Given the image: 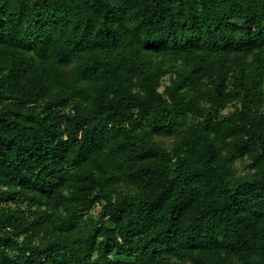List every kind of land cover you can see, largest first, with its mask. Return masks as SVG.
Wrapping results in <instances>:
<instances>
[{"label": "trees", "instance_id": "1", "mask_svg": "<svg viewBox=\"0 0 264 264\" xmlns=\"http://www.w3.org/2000/svg\"><path fill=\"white\" fill-rule=\"evenodd\" d=\"M0 264H264V0H0Z\"/></svg>", "mask_w": 264, "mask_h": 264}, {"label": "rangeland", "instance_id": "2", "mask_svg": "<svg viewBox=\"0 0 264 264\" xmlns=\"http://www.w3.org/2000/svg\"><path fill=\"white\" fill-rule=\"evenodd\" d=\"M229 110H231V108L226 109V111H229ZM167 140L169 141L170 138H168ZM236 168H237L238 173L247 172L249 170L246 161H241V160L237 162Z\"/></svg>", "mask_w": 264, "mask_h": 264}]
</instances>
